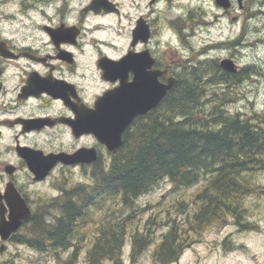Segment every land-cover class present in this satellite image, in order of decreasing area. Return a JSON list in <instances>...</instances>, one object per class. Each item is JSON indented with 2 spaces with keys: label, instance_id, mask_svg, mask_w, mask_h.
Listing matches in <instances>:
<instances>
[{
  "label": "flooded vegetation",
  "instance_id": "af4514ba",
  "mask_svg": "<svg viewBox=\"0 0 264 264\" xmlns=\"http://www.w3.org/2000/svg\"><path fill=\"white\" fill-rule=\"evenodd\" d=\"M73 1L7 0L18 5L19 17L5 12L2 18L15 22L0 24V214L8 220L18 196L29 216L5 241L0 240V246L16 244L14 237L31 218L34 222L41 215L58 214L50 210L51 204L61 198L64 189L91 184V170L107 165L109 152L97 137L101 96L118 87L121 78L130 83L140 75L143 81L155 71L160 72L156 75L159 83L166 84L168 78H175L176 83L184 67L200 56L194 41L199 28L194 10L185 14L177 10L168 16V10L180 8L183 0H148L144 5L132 0L129 8L136 12L127 13L132 18L122 38L109 36L113 27L109 23L90 21L112 16L120 24L126 12L119 1L108 0L99 9L91 8V0L74 9ZM192 1H187L190 7ZM235 2L244 10L241 0H230L223 12L228 13ZM227 42L228 49L235 43ZM127 55V68L110 64ZM229 56L236 61L234 55ZM149 113L136 115L122 137L137 118ZM79 149L86 153L92 149L95 158L73 163L57 160L41 177L28 166L26 156L44 168L50 155ZM51 190L57 194L51 195Z\"/></svg>",
  "mask_w": 264,
  "mask_h": 264
},
{
  "label": "trees",
  "instance_id": "16d2710c",
  "mask_svg": "<svg viewBox=\"0 0 264 264\" xmlns=\"http://www.w3.org/2000/svg\"><path fill=\"white\" fill-rule=\"evenodd\" d=\"M245 69L254 66L228 72L216 59L185 66L159 104L125 132L107 165L91 170V184L68 186L53 203L58 214L31 218L14 240L38 252L84 243L87 264H119L129 226L122 209L164 179L175 187L204 183L185 225L172 219L160 234L155 264L175 261L192 235L213 222L224 224L228 215L242 225L240 203L255 188L248 172L255 165L264 169V121L256 124L227 109L237 96L228 89ZM130 236L133 261L151 239L139 230Z\"/></svg>",
  "mask_w": 264,
  "mask_h": 264
},
{
  "label": "rangeland",
  "instance_id": "374dc122",
  "mask_svg": "<svg viewBox=\"0 0 264 264\" xmlns=\"http://www.w3.org/2000/svg\"><path fill=\"white\" fill-rule=\"evenodd\" d=\"M86 1L88 0H76L72 5L77 9ZM116 1L121 3L122 10L126 12L119 20L120 24H115L116 18L112 16L90 21H100L104 25L109 23L113 26L109 36L122 38L126 36L123 30L132 18L127 16V13L133 15L136 11L132 12L129 8L132 0ZM135 1L144 5L148 0ZM187 1L183 0L180 8L169 9L168 16L175 15L177 10L184 14L189 9L194 10L199 24L194 41L200 49V58L218 61L227 54H232L228 52L231 49L227 48L228 40L238 37L239 40L243 39L244 46L239 50L236 62L240 67L254 63L257 68L253 69L254 74L251 73L246 81L230 86L228 91L237 93V96L234 101L227 104V109L230 113L237 112L238 117L260 121L262 124L264 121V0H241L245 5L244 10H240L235 2L228 13H224V9L218 7L214 0H193L192 7ZM8 11L17 15L15 19L19 17L18 5L14 6L13 2L0 0V24L15 22L5 21V18H2ZM47 11L52 12L53 9L48 8ZM234 16H237L236 21L232 20ZM249 179L255 188L248 192L240 203L242 225H238L230 215L226 217L224 224L216 221L207 225L200 233L192 235V241L175 261L167 264H264V169H259L257 165L253 166L248 172V181ZM203 183L200 181L191 186L175 187L164 179L150 192L136 198L130 207L123 208L121 213L127 215L129 226L125 230L123 253L119 264H155L152 252L160 241V234L168 228V223L172 219L179 220L182 226L185 225V217L193 207L194 196L203 189ZM50 194L56 195L57 192L51 190ZM110 207H114V203ZM135 230H139L145 237L148 234L151 240L144 243L141 252L132 261L129 254L130 235ZM74 251L75 255H73ZM85 251L84 243H80L77 249L55 248L43 252L30 249L26 245L5 243L0 250V264H10V262L87 264ZM102 264L116 263L105 259Z\"/></svg>",
  "mask_w": 264,
  "mask_h": 264
},
{
  "label": "water",
  "instance_id": "95a60500",
  "mask_svg": "<svg viewBox=\"0 0 264 264\" xmlns=\"http://www.w3.org/2000/svg\"><path fill=\"white\" fill-rule=\"evenodd\" d=\"M216 4L223 8L230 6L229 0H215ZM108 0H91V8L99 9V5H106ZM129 56L123 57L121 60L112 61L110 63L114 68H127ZM220 66L229 72H235L237 65L230 58H223L219 62ZM160 72H150L145 75L142 81L140 75L130 83L123 82L120 79V85L114 89L107 91L98 99L97 106L99 108L98 121L101 123V132L97 136L111 153H115L122 144V132L125 127L130 124L136 115H141L157 106L162 96L167 89L175 83V78H168L166 84H161L156 80V75ZM101 109V111H100ZM103 118V121L101 120ZM95 124V122H94ZM92 149H79L72 154H55L50 155V163L47 167H40L37 165L32 157H28V166L33 170L37 177L44 176L46 170L57 160L66 163H73L82 160H92L95 158ZM88 156V157H86ZM15 207L6 220L3 213L0 214V239L5 241L12 232H14L20 225L22 219H27L29 210L25 206L23 200L16 197ZM3 244L0 250L3 249Z\"/></svg>",
  "mask_w": 264,
  "mask_h": 264
},
{
  "label": "bare ground",
  "instance_id": "6f19581e",
  "mask_svg": "<svg viewBox=\"0 0 264 264\" xmlns=\"http://www.w3.org/2000/svg\"><path fill=\"white\" fill-rule=\"evenodd\" d=\"M14 3V2H13ZM96 18V17H95ZM99 18V17H98ZM101 19H104V17H102ZM226 42V41H225ZM232 42H235V43H233V44H231L232 45V47H231V52H232V54L234 55V57L236 58V56L238 55V52H239V50L244 46V41H243V39L242 40H239V37L238 38H234L233 40H232ZM228 43V42H227ZM226 44V43H225ZM200 58V57H199ZM223 58H231L228 54L226 55V56H224ZM202 58H200V59H195L193 62H190V65H188L187 67H189V66H195V67H197V65H198V63H199V61L201 60ZM232 59V58H231ZM250 64V66H254V68H257L255 65L256 64H254V63H249ZM248 63L247 64H244V66H247V65H249ZM257 70V69H256ZM245 71V72H244ZM239 76H241L242 78H240L237 82H235L234 84H238V83H240V82H242V81H246L247 80V78L250 76V74L251 73H253L254 74V72L253 71H249L248 72V69H245ZM183 72H184V70H182V74H183ZM257 72V71H256ZM259 73V72H258ZM257 73V74H258ZM253 123H256L257 124V121H252ZM257 150H260V151H262L260 148H257ZM264 157V156H263ZM104 168V167H103ZM51 209L50 210H54V211H56V207L53 205V204H51ZM48 212V211H47ZM52 214V213H51ZM51 214H45L44 216H47V215H51ZM13 241L16 243V244H20V243H18V242H16V240H14L13 239Z\"/></svg>",
  "mask_w": 264,
  "mask_h": 264
}]
</instances>
